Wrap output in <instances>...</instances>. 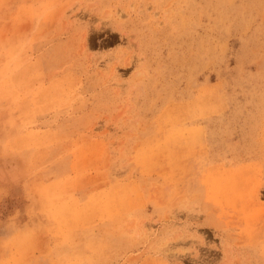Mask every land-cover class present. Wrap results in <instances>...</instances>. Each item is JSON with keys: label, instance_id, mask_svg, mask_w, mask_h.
I'll return each mask as SVG.
<instances>
[{"label": "rangeland", "instance_id": "rangeland-1", "mask_svg": "<svg viewBox=\"0 0 264 264\" xmlns=\"http://www.w3.org/2000/svg\"><path fill=\"white\" fill-rule=\"evenodd\" d=\"M0 25V264H264V0H0Z\"/></svg>", "mask_w": 264, "mask_h": 264}, {"label": "bare ground", "instance_id": "bare-ground-1", "mask_svg": "<svg viewBox=\"0 0 264 264\" xmlns=\"http://www.w3.org/2000/svg\"><path fill=\"white\" fill-rule=\"evenodd\" d=\"M151 19H152V18H151ZM0 28H1V25H0ZM1 32H2V31H1ZM2 33H3V32H2ZM8 33H9V32H8ZM11 33H12V32H11ZM5 37H6V36H5ZM11 38H12V37H11ZM8 39H9V37H8ZM0 40H1V37H0ZM2 41H4V40H2ZM3 43H5V41H4ZM6 43L8 44V41H6ZM6 43H5V45H6ZM11 43H12V42H11ZM9 44H10V41H9ZM5 47H6V46H5ZM7 47H8V46H7ZM19 48H20V47H19ZM5 49L7 50V48H5ZM14 51H16V50L14 49ZM14 51H12V53H13ZM22 51H23V50H22ZM4 52H5V54H6V51H4ZM4 52H3V53H4ZM19 52H20V51H19ZM0 54H1V53H0ZM14 54H15V53H13L12 55H14ZM2 55H4V54H2ZM20 55H21V54H20ZM20 55H19V56H20ZM4 56H5V55H4ZM4 56L1 57V58H4ZM9 56H11V55H9ZM6 60H7V59H6ZM21 61H22V60H21ZM0 62L2 63L1 59H0ZM1 63H0V65H1ZM13 65H14V64H13ZM2 68H3V67H2ZM3 69H4V68H3ZM3 69H1V70H3ZM7 69H8V68H7ZM28 69H29V68H28ZM4 70H5V69H4ZM4 70H3V71H4ZM0 76H1V75H0ZM4 76H5V75H4ZM5 85H6V83H5ZM6 88H7V87H6ZM14 89H15V88H14ZM2 92H3V91H2ZM8 92H9V91H8ZM11 92H13V91H11ZM191 136H192V135H191ZM173 140H175V138H173ZM179 140H181V139H179ZM182 143H183V142H182ZM157 145H158V144H157ZM160 145H161V144H159L158 146H160ZM166 145H167V144H166ZM171 145H172V144H171ZM162 146H163V145H162ZM161 148H162V147H161ZM166 148H167V146H166ZM168 149H169V148H168ZM85 150L88 151V149H86V148H85ZM152 150H153V149H152ZM90 151H91V150H90ZM94 151H96V149H94ZM98 151H99V149H98ZM149 151H150V149H149ZM155 151H156V148H155ZM168 151H169V150H168ZM168 151H167V152H168ZM88 152H89V151H88ZM88 152H87V153H88ZM99 152H100V151H99ZM143 152H144V151H143ZM151 152H153V151H151ZM167 152H166V153H167ZM87 153H86V156L88 157ZM91 153H92V152H91ZM95 153H97V152H95ZM151 154H152V153H151ZM155 154H156V152H155ZM155 154H152V155L155 157ZM158 154H160V152H158ZM158 154H157V155H158ZM164 154H165V152H164ZM168 154H169V152H168ZM168 154H166V157H167ZM96 155H97V154H96ZM152 155H151V156H152ZM162 155H163V154H162ZM162 155H161V156H162ZM92 156H93V155H92ZM156 157H158V156H156ZM141 158H142V157H141ZM149 158H150V157H149ZM152 158H153V157H152ZM153 159H154V158H153ZM169 159H170V158H169ZM90 160H92V159L90 158ZM93 160L95 161L94 157H93ZM167 160H168V159H167ZM86 161H87V159H86ZM88 161H89V160H88ZM141 161H142V160H140V162H141ZM84 162H85V160H84ZM95 162H96V161H95ZM146 163H147V162H146ZM144 164H145V163H144ZM141 165H142V164H141ZM144 168H145V167H144ZM228 180H229V179H228ZM232 180H233V179H232ZM226 184H227V182H226ZM226 184H225V187H226ZM228 185H229V184H228ZM226 188H227V187H226ZM229 188H230V187H229ZM233 188H234V187H233ZM233 188H232V190H234ZM225 190H226V189H225ZM230 191H231V190H230ZM232 192H233V191H231V193H232ZM231 193H229V195H230ZM112 194H113V193H112ZM124 195H125V194H124ZM229 195H228V196H229ZM110 196H111V195H110ZM115 196H117V193H116ZM119 196H120V195H119ZM228 196H227V197H228ZM230 197H231V196H230ZM100 198H101V197H100ZM111 198H112V197H111ZM122 198H123V197H122ZM122 198H121V199H122ZM115 199H116V198H115ZM117 199H119L118 196H117ZM117 199H116V201H117ZM232 199H233V198H232ZM110 200H111V199H110ZM110 200L108 201L109 204H110ZM104 201H105V200H104ZM104 201H103V202H104ZM122 201H123V200H122ZM122 201H121V202H122ZM95 202H96V201H95ZM117 202H118V201H117ZM99 203H100V202H99ZM111 203H113V202H111ZM95 204H96V203H95ZM97 204H98V203H97ZM109 204H106V205L110 206ZM120 204H122V203H120ZM90 206H91V205H90ZM114 206H115V205H114ZM114 206H112V207H114ZM93 207H94V206H93ZM110 207H111V206H110ZM121 207H122V206H121ZM106 208H107V207H106ZM71 209H72V208H71ZM73 209H75V208H73ZM72 211H73V210H72ZM74 211H75V210H74ZM74 211H73V213H74ZM98 211H99V210H98ZM75 212H76V211H75ZM110 212H111V211H110ZM96 214H97V213H96ZM111 214L113 215V213H111ZM63 216H64V215H63ZM72 216H74V215H72ZM104 216H106V215H104ZM123 218H124V217H123ZM63 219H64V218H63Z\"/></svg>", "mask_w": 264, "mask_h": 264}]
</instances>
